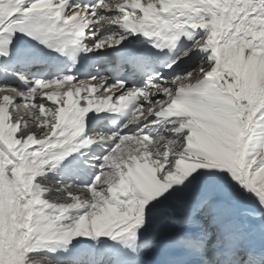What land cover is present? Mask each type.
<instances>
[{"label":"snow or ice","instance_id":"6c2138e0","mask_svg":"<svg viewBox=\"0 0 264 264\" xmlns=\"http://www.w3.org/2000/svg\"><path fill=\"white\" fill-rule=\"evenodd\" d=\"M0 264H264V0H0Z\"/></svg>","mask_w":264,"mask_h":264}]
</instances>
